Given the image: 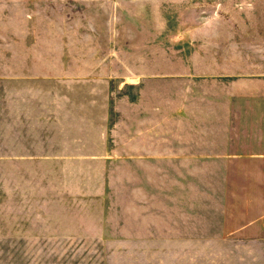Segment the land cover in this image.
I'll return each instance as SVG.
<instances>
[{
	"label": "crops",
	"instance_id": "0c3cea01",
	"mask_svg": "<svg viewBox=\"0 0 264 264\" xmlns=\"http://www.w3.org/2000/svg\"><path fill=\"white\" fill-rule=\"evenodd\" d=\"M202 1L161 48L163 65L133 64L130 83L61 62L59 17L0 16V166L91 160L59 152L106 144L114 126L131 194L162 195L165 247H222L230 264H264V47L249 17L222 11L264 0Z\"/></svg>",
	"mask_w": 264,
	"mask_h": 264
},
{
	"label": "rangeland",
	"instance_id": "374dc122",
	"mask_svg": "<svg viewBox=\"0 0 264 264\" xmlns=\"http://www.w3.org/2000/svg\"><path fill=\"white\" fill-rule=\"evenodd\" d=\"M28 3L0 0V16L59 17L61 62L91 63L93 75H123L126 83L131 82L133 64L141 72L149 63L152 69L161 67V48L179 37L174 32L181 18L204 9L202 0H44L37 8L25 7ZM222 11L249 17L245 26L260 32L258 42L264 47V6ZM4 26L0 23V48L7 44ZM115 130L109 127L108 142L93 141L91 151L59 152L66 157L91 154V160L0 166V264L231 263L227 248H199L195 243L165 247L162 195L161 200L141 202L131 194L133 167L117 161Z\"/></svg>",
	"mask_w": 264,
	"mask_h": 264
}]
</instances>
